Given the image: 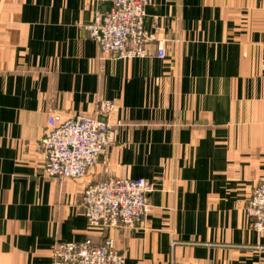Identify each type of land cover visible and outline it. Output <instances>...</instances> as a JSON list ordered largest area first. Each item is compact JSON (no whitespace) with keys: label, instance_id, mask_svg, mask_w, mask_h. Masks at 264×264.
<instances>
[{"label":"crops","instance_id":"0c3cea01","mask_svg":"<svg viewBox=\"0 0 264 264\" xmlns=\"http://www.w3.org/2000/svg\"><path fill=\"white\" fill-rule=\"evenodd\" d=\"M109 0H0V264H53L58 242L111 237L124 264H264L245 207L264 181V0H148L163 60L102 57L86 30ZM99 100L115 102L109 116ZM89 115L113 144L79 179L43 174L49 116ZM143 178L152 212L90 228L80 198Z\"/></svg>","mask_w":264,"mask_h":264},{"label":"built area","instance_id":"2783aa9c","mask_svg":"<svg viewBox=\"0 0 264 264\" xmlns=\"http://www.w3.org/2000/svg\"><path fill=\"white\" fill-rule=\"evenodd\" d=\"M110 9L96 12L86 26L102 57L130 60L153 55L166 57V39L154 21L145 29L148 0H109ZM110 100H99L97 111L109 116L116 109ZM114 142V129L107 122L89 115L67 120L49 116L37 147L44 153L43 174L47 177L79 179L96 165L99 156ZM152 184L143 178L109 177L88 184L80 198L83 216L90 228H135L152 212L149 195ZM245 211L253 217L252 227L264 233V181L251 192ZM53 264H124L111 237L102 243L90 238L81 242H58L52 250ZM173 264H190L187 262Z\"/></svg>","mask_w":264,"mask_h":264}]
</instances>
